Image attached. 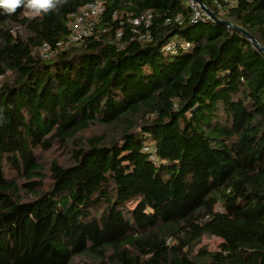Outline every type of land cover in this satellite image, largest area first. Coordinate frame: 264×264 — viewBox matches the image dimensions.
Instances as JSON below:
<instances>
[{"label":"trees","instance_id":"trees-1","mask_svg":"<svg viewBox=\"0 0 264 264\" xmlns=\"http://www.w3.org/2000/svg\"><path fill=\"white\" fill-rule=\"evenodd\" d=\"M193 2L0 8V264H264V53ZM202 3L264 48V0Z\"/></svg>","mask_w":264,"mask_h":264},{"label":"built area","instance_id":"built-area-1","mask_svg":"<svg viewBox=\"0 0 264 264\" xmlns=\"http://www.w3.org/2000/svg\"><path fill=\"white\" fill-rule=\"evenodd\" d=\"M229 3L237 2L238 0H223ZM220 6V4H219ZM192 7L195 11V18H201L203 12L198 5L197 2H193ZM104 4L103 2H95L92 4H88L82 7L78 12L73 14V19L70 24V35L68 41L64 44V42H58L57 46L60 48L69 47L71 44L75 45L83 40L85 37L91 35L94 30V27L97 23L98 18L104 12ZM151 14H147L140 19L134 20V32H137V27L144 26V28H148L151 23ZM73 28V29H72ZM75 28V30H74ZM149 33H143L141 35V39H149ZM42 50L45 51L46 57L49 56L51 52L49 44H44ZM53 53V51L51 52Z\"/></svg>","mask_w":264,"mask_h":264},{"label":"rangeland","instance_id":"rangeland-1","mask_svg":"<svg viewBox=\"0 0 264 264\" xmlns=\"http://www.w3.org/2000/svg\"><path fill=\"white\" fill-rule=\"evenodd\" d=\"M74 30H75V28H74ZM41 52H42V55L44 58H48V57L53 56V53H51V52L49 53L48 57H46L45 51L41 50ZM102 130L103 129H100V128H93L90 131L84 133L83 135H85L86 137H90V135L101 133ZM38 157L39 158L44 157L45 158L44 162H47V163H49L53 159H56V160H58V162L60 164H67V163H69V160H70L69 149L63 148L62 146H59V145L54 146L50 152H43V153H41V155L39 154ZM15 179H18V178L15 177ZM220 243H221V240L218 238L205 236V237H203L201 243L196 248V250H198L201 247L207 248L210 251L216 250ZM76 262H78V264H80V260H77Z\"/></svg>","mask_w":264,"mask_h":264},{"label":"clouds","instance_id":"clouds-1","mask_svg":"<svg viewBox=\"0 0 264 264\" xmlns=\"http://www.w3.org/2000/svg\"><path fill=\"white\" fill-rule=\"evenodd\" d=\"M22 4L25 8L35 10V12H38L40 9L47 11L50 8L56 7L53 0H27L26 3L25 0H0V8L9 14L14 13Z\"/></svg>","mask_w":264,"mask_h":264},{"label":"water","instance_id":"water-1","mask_svg":"<svg viewBox=\"0 0 264 264\" xmlns=\"http://www.w3.org/2000/svg\"><path fill=\"white\" fill-rule=\"evenodd\" d=\"M195 2H197L202 11L209 17V19H212L213 21H216L218 23H221L223 25H226L228 27H231L239 32H242L246 37L247 39L252 43V45L259 49L262 53H264V48H261L260 45H259V42L256 40V38L250 34L249 32H247L246 30H244L243 28L241 27H238V26H234L232 25L230 22H227V21H221L217 18V16L215 15V13L210 10L209 8H207L203 3H202V0H194Z\"/></svg>","mask_w":264,"mask_h":264}]
</instances>
